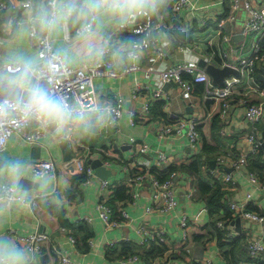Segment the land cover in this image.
<instances>
[{
  "label": "crops",
  "instance_id": "1",
  "mask_svg": "<svg viewBox=\"0 0 264 264\" xmlns=\"http://www.w3.org/2000/svg\"><path fill=\"white\" fill-rule=\"evenodd\" d=\"M75 1L72 0L71 6L73 16L68 18L64 11L61 12L57 18V26L48 31L55 52L62 56L67 66L78 68L96 58L101 48L111 46L112 54L107 60L112 62L117 73H122L132 63L146 69L148 57L155 55L156 51L162 54L155 65L159 71L184 62H195L199 67L203 65L221 69L227 66L235 69L241 59L250 58L253 53L254 37L243 33L245 4L256 7L264 5V0H237L238 9L232 12L231 0H187L188 6L175 14L171 12V8L164 10L155 5V11L149 10L154 23L159 26L153 36L157 39L155 50L145 51L132 62L126 58L124 50L132 41L138 39L130 31L139 22V18L136 16L134 19L124 20L103 9L90 12L86 0H77L80 5H76ZM241 1L244 2V13L240 7ZM62 2L63 0H59L60 4ZM88 2L91 3V0ZM167 4L166 0L162 1V5ZM89 16L95 18L92 32L87 34V40L77 38V29ZM26 21L25 13L5 12L0 16V66L38 61L35 50L28 42ZM121 23H126L130 31L115 32ZM88 44L93 48L91 56L87 54ZM0 76L6 78L8 75L0 69ZM185 76L190 80H183L191 82L190 76L184 74ZM232 78L238 77L231 76L224 81ZM210 81L213 88H221L214 85L211 78ZM92 85L94 96L100 103H114L116 99H120L123 114L116 126L110 129L103 127L101 116L91 115L84 124L74 127L71 136L74 145H79L80 153L86 158V166L91 168L93 162L98 161L109 175L106 179L105 173L103 177H97L92 168L93 174L89 178L85 174L70 176L64 171L63 164L73 154L69 148V155L64 154L60 147L63 141L52 135H61L64 127L58 130L54 123H48L49 133L44 134L34 146L24 143L18 135L12 134L7 140L4 152L0 154V185H12L17 194L27 198L39 195V199L32 212L20 203L15 202L8 206L0 204V253L7 259L8 252L14 247L23 254L27 264L28 254L14 246L11 232L18 236L44 234L48 242L43 246L42 254L35 255V264H57L58 253L77 264H120V260L114 259L115 255L107 257L106 248L122 241L137 243L139 237L136 230L145 227L149 230L161 229L167 240L166 253L152 264H204L205 261L210 264H227L215 241L207 236L204 226L209 219L203 201L197 195L190 198L187 196L188 189L191 188L187 177L178 175L175 183L178 205L168 212L152 209V191L147 182L135 186L129 202L121 205L130 219L121 229L105 230L96 205L105 195L109 199L115 188L127 186L125 164L130 161L129 157L134 149L130 138L150 148L148 154L139 156V161L147 162L148 169L157 168L154 154L156 150L166 156L168 163L164 166L187 163L200 153V149L196 154L191 151L184 134L172 133L168 137H159L158 127H174L180 119L196 120L200 144L205 141L214 147L212 156L217 160L225 158L228 164L229 160L241 153L247 156L251 154V146L245 140L252 130L244 112L246 106L264 104V55L259 54L255 60L251 78H242L232 87V93L226 100L227 115L223 119L220 117L223 102L217 99L206 100L203 85L191 84L192 94L189 100L182 99V90L178 85L163 84L157 76L146 79L143 70L121 74L116 78H98ZM136 88L143 97L160 90L161 97L152 104L149 121L131 125L129 112L136 111L139 107V99L132 98ZM158 109L174 122L173 125L153 116V112ZM216 116L221 123L218 134H213L212 124ZM87 126L98 127L99 133L86 130ZM256 136L259 142L264 143V117L257 124ZM218 141L220 147L217 146ZM261 149L264 158V149ZM105 160L109 161V166L105 165ZM36 161H53L56 167L55 176L35 178L31 165ZM129 164L131 167L134 165ZM224 168L226 171L221 173L219 166L214 167L213 177L223 183V174L231 173V184L223 183L227 191L228 205L230 202L241 205L250 194L251 198L246 207L264 216V193L260 190L254 191L248 184L247 166L238 172H233L228 166ZM83 175L84 180H80ZM102 181L107 182L109 190L101 189ZM52 193L56 194V198L49 197ZM46 196L49 198L46 199ZM147 207L151 208L150 212H146ZM183 216L189 220V237L186 241H183L179 227ZM85 217H89L91 222L85 223ZM240 221L241 233L237 234L232 226L230 231L232 237L245 236V251L250 241H264V224L244 219ZM194 236L204 237L196 241ZM70 237L74 238L75 244L69 242ZM257 260L259 264H264V254L259 255Z\"/></svg>",
  "mask_w": 264,
  "mask_h": 264
},
{
  "label": "built area",
  "instance_id": "2",
  "mask_svg": "<svg viewBox=\"0 0 264 264\" xmlns=\"http://www.w3.org/2000/svg\"><path fill=\"white\" fill-rule=\"evenodd\" d=\"M166 2L171 4V12L174 14L183 7L188 6L187 0H166ZM71 6L72 0H63L62 4L59 3V0H0V16L5 12L16 14L25 13L27 15L28 42L30 47L35 50L39 61L36 65L39 83L44 84L54 94L62 97L70 108L77 109L83 113L84 118L66 124L61 135L56 136L52 134L59 141L66 142L69 150L73 154V157L63 164L64 171L70 176L85 174L89 178L93 174L92 169L86 166V158L80 153L79 145H74L73 143L71 134L74 127L79 124H84L91 115H99L103 118V127L105 129L114 128L123 114L120 99H116L114 103H100L96 100L92 85L95 79L116 78L121 74L125 75L130 72L143 70L146 79L157 76L163 84L174 83L178 85L182 90L181 97L183 100H189L192 94L191 84H200L205 87L204 98L206 100L217 99L223 102L220 112V117L223 119L227 115L228 104L226 100L232 93V87L239 83L242 78H251L254 72L255 60L258 59L260 52V42L264 41V5L256 7L245 4L246 19L243 24V33L254 37L252 57L241 59L239 66L235 68L239 73L238 78L227 80L221 88H213L208 74L195 62L177 64L164 71L157 70L155 68L156 62L162 56L159 51H156L155 55L148 57L146 69H141L132 63L122 73H117L113 68L112 62L107 60L112 54V48L111 46H104L97 52L96 58L92 61L83 64L81 67L71 68L65 64L62 56L55 52L48 34L49 29L44 26L45 21L57 19L63 11L68 18H71L73 16L72 11L70 14L68 12ZM237 9V0H231L232 12H235ZM137 17L139 18V22L131 31L126 23L119 24L115 30V32L129 30L132 35L138 37L137 40L132 41L126 50H124L126 58L132 62L137 60L145 51L155 50L157 39L153 36L159 27L154 23L149 11L146 15H137ZM94 25L95 18L89 16L77 29L76 37L82 38L80 34L85 29L88 30L87 34L91 33ZM50 62L56 65L54 69L49 68ZM19 66L21 64H3L0 66V69L4 74L10 75L12 70ZM184 74L190 76L191 82L183 80L182 76ZM160 97V90L149 93L148 97H143L141 96L140 90L136 88L133 91L132 98L134 100L139 99V107L138 110L129 112L130 124L133 125L149 121L152 104ZM244 117L251 124L252 131L246 137L245 142L250 144L251 154H253L261 146L256 132L257 124L264 117V104L246 106ZM197 126L198 123L194 118L188 120L180 119L174 127L169 125L158 127L157 133L160 138L168 137L172 133L177 135L184 134L188 139L191 151L196 154L200 147ZM46 133H49L48 123L45 124L35 118L24 120L19 113H16L3 123H0V154L4 152L7 140L12 134L18 135L26 144L36 145L38 144V140ZM130 143L134 149L129 157L130 161L125 164V174L128 176L127 187L132 193L135 186L147 182L152 191V209L157 208L161 212L174 210L178 205V199L175 195V183L179 177L178 174L173 172L167 179L163 181L158 180L150 172V169H148L147 162L139 161V156L148 154L150 148L146 144L137 142L134 138H130ZM154 154L156 156L157 167H162L168 163L166 156L161 151L156 150ZM134 159L136 161H133ZM217 162L222 167L228 166L233 172H238L246 167L247 155L241 153L239 156L229 160L228 164L225 158H219ZM129 163H134L133 167ZM105 165H110L108 160L105 161ZM31 172L37 179L53 177L56 174V167L53 161H36L31 165ZM246 177L248 184L254 191L260 190L264 193V182H260L258 177L250 172H247ZM187 181L189 183L191 182L190 179H187ZM222 181L225 185L231 184V173H224ZM190 187L187 193L189 198L196 195V190L191 186V183ZM101 189L109 190L106 181L101 182ZM55 195V193H52L49 194V197L56 198ZM49 197L46 196V199ZM133 197L135 198L134 195ZM250 198L251 195L248 194L241 205L230 202V210L240 219L264 224V216L246 210ZM38 199L39 195L27 198L17 194L15 187L12 185H0V204L8 206L16 202L25 205L32 212L37 207ZM107 201L108 199L105 195V197L100 198L99 203L96 205V211L104 229L112 230L123 228L124 224L130 221L128 215L124 210H120V222L113 220L112 211L106 204ZM150 211L151 208L147 207L146 212ZM84 222L90 223L91 219L85 217ZM221 225V223H218V227ZM179 227L182 230V239L186 241L189 237V220L186 216L181 218ZM11 233L14 239V246L24 250L28 254L27 264H35V255L42 254V248L48 242L47 236L44 234L18 236L13 232ZM136 234L139 237L137 244L141 246H147L153 242L163 245L167 243L165 234L161 229L149 230L145 227H140L136 230ZM228 236L232 237L231 231L228 233ZM69 242L75 244L74 238L70 237ZM247 252L253 258L263 255L264 241H250L247 244ZM0 255L2 254L0 253ZM56 262L57 264H77L61 253L57 254ZM137 262L138 257L133 256L126 261H121L120 264H136ZM204 264H210V262L205 261Z\"/></svg>",
  "mask_w": 264,
  "mask_h": 264
},
{
  "label": "trees",
  "instance_id": "3",
  "mask_svg": "<svg viewBox=\"0 0 264 264\" xmlns=\"http://www.w3.org/2000/svg\"><path fill=\"white\" fill-rule=\"evenodd\" d=\"M162 1L163 0H156V7L169 10L171 4L162 5ZM75 4L80 5V2L76 0ZM259 54L264 55V41L260 43ZM182 78L184 80H190L186 76L184 77V75ZM202 90L203 86L200 87V91ZM153 116H157L156 118L162 119L170 123V125L174 123L165 114H162L159 109L157 112H153ZM220 123L219 117L216 116L212 124L213 134H218ZM220 145V141H218L217 146L220 147ZM261 147L262 146L258 147L256 153L247 156L246 166L248 172L255 174L260 181L264 182V158ZM199 149L200 153L194 155L187 163H182L178 166L157 167L150 169V172L160 181L167 179L173 172H176L179 176L190 179L191 186L196 190V195L205 205V210L209 219L208 223L204 226L207 230V236L215 241L227 264H259L257 258L250 257L248 252L244 250L243 243L246 240L245 236H228L231 227L230 224L234 222L236 216L229 208V200L227 191L223 186L224 184L213 177L215 169L211 170L209 162L215 161V168L219 166V168H221V173L226 171V169L217 164V158L212 156L215 151L214 147L203 141ZM84 178L85 176L83 175L80 180H84ZM130 199L131 191L126 185H121L113 190L106 203L112 211L113 220L120 222L119 209L123 207L125 203L129 202ZM246 210L253 212L248 207H246ZM218 223L222 225L218 227ZM203 237L204 236H194L193 239L197 241L201 240ZM166 251L167 247L160 243L153 242L147 246H141L137 243L122 241L117 244L109 245L106 248V255L107 257L115 255L114 259L120 261H126L136 256L138 257V262L136 264H152L155 259L163 257Z\"/></svg>",
  "mask_w": 264,
  "mask_h": 264
},
{
  "label": "clouds",
  "instance_id": "4",
  "mask_svg": "<svg viewBox=\"0 0 264 264\" xmlns=\"http://www.w3.org/2000/svg\"><path fill=\"white\" fill-rule=\"evenodd\" d=\"M90 12H105L121 19L135 18L137 15H146L149 10L155 11L156 0H86ZM73 9H69V14ZM44 26L49 30L57 26V19L45 21ZM85 29L80 35L87 40ZM88 55L93 54L90 44ZM38 61L31 60L23 62L21 66L12 70L6 78L0 76V80H5L11 90L10 98L0 100V123L12 115L19 113L24 120L35 118L45 124L54 123L57 129H62L69 122H75L84 118L83 113L77 109L70 108L65 100L54 94L48 88L39 83L36 67ZM56 65L49 63V68L54 69ZM34 80L36 82H34ZM0 264H26L24 256L13 247L5 256L0 255Z\"/></svg>",
  "mask_w": 264,
  "mask_h": 264
},
{
  "label": "water",
  "instance_id": "5",
  "mask_svg": "<svg viewBox=\"0 0 264 264\" xmlns=\"http://www.w3.org/2000/svg\"><path fill=\"white\" fill-rule=\"evenodd\" d=\"M201 68L203 67L205 69V71L207 72V74L210 76L212 83L218 87H223L225 84V79L229 78L231 76L234 77H238L239 73L235 70L232 69L230 67H223L221 69L219 68H215L214 66H200ZM11 96V90L8 87L6 80H0V100L2 99H6V98H10ZM92 117H96V115H93ZM86 130H90L92 133H99V128L98 127H91V126H87ZM263 149H264V143H261ZM34 146V145H32ZM61 149L63 150L64 154H68L69 155V150H68V145L66 142H61L60 144ZM34 148V147H33ZM89 164V162H87ZM216 165L215 161L209 162V166L211 168V170H214V167ZM91 168L94 170V175L97 177H103L104 173H105V179L106 176L109 175V172H107L103 167L102 164L98 161H94L93 164L91 165ZM20 189V188H19ZM175 194L178 195L177 192H175ZM204 214V213H203ZM240 218H236L234 220V222H232L230 225L232 227H235V232L237 234L241 233L240 230Z\"/></svg>",
  "mask_w": 264,
  "mask_h": 264
},
{
  "label": "rangeland",
  "instance_id": "6",
  "mask_svg": "<svg viewBox=\"0 0 264 264\" xmlns=\"http://www.w3.org/2000/svg\"><path fill=\"white\" fill-rule=\"evenodd\" d=\"M240 7H242V9L244 8V2L243 1L240 2ZM243 13H244V9H243ZM228 173H230V172H228Z\"/></svg>",
  "mask_w": 264,
  "mask_h": 264
}]
</instances>
